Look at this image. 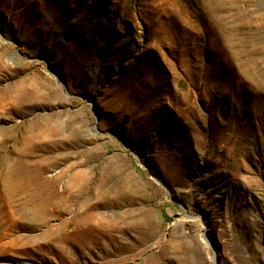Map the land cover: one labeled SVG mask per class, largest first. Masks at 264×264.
Returning <instances> with one entry per match:
<instances>
[{
    "label": "rangeland",
    "instance_id": "374dc122",
    "mask_svg": "<svg viewBox=\"0 0 264 264\" xmlns=\"http://www.w3.org/2000/svg\"><path fill=\"white\" fill-rule=\"evenodd\" d=\"M3 185L0 264H264V0H0Z\"/></svg>",
    "mask_w": 264,
    "mask_h": 264
},
{
    "label": "bare ground",
    "instance_id": "6f19581e",
    "mask_svg": "<svg viewBox=\"0 0 264 264\" xmlns=\"http://www.w3.org/2000/svg\"><path fill=\"white\" fill-rule=\"evenodd\" d=\"M23 193V189L22 188H17L14 186H0V201H11L10 199H13V197H16L20 194ZM31 215V214H30ZM29 216V215H28ZM87 219V218H86ZM217 254V252H216ZM214 253L212 254V262L214 264L215 261V257H214Z\"/></svg>",
    "mask_w": 264,
    "mask_h": 264
}]
</instances>
